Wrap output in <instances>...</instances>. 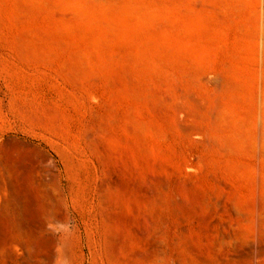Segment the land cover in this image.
<instances>
[{"label": "rangeland", "instance_id": "rangeland-1", "mask_svg": "<svg viewBox=\"0 0 264 264\" xmlns=\"http://www.w3.org/2000/svg\"><path fill=\"white\" fill-rule=\"evenodd\" d=\"M0 264H264V0H0Z\"/></svg>", "mask_w": 264, "mask_h": 264}, {"label": "clouds", "instance_id": "clouds-1", "mask_svg": "<svg viewBox=\"0 0 264 264\" xmlns=\"http://www.w3.org/2000/svg\"><path fill=\"white\" fill-rule=\"evenodd\" d=\"M60 227H66L65 225H60Z\"/></svg>", "mask_w": 264, "mask_h": 264}]
</instances>
